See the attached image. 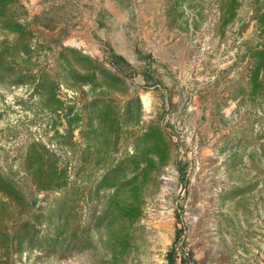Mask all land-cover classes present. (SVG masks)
<instances>
[{
    "label": "rangeland",
    "instance_id": "rangeland-1",
    "mask_svg": "<svg viewBox=\"0 0 264 264\" xmlns=\"http://www.w3.org/2000/svg\"><path fill=\"white\" fill-rule=\"evenodd\" d=\"M0 264H264V0H0Z\"/></svg>",
    "mask_w": 264,
    "mask_h": 264
},
{
    "label": "trees",
    "instance_id": "trees-1",
    "mask_svg": "<svg viewBox=\"0 0 264 264\" xmlns=\"http://www.w3.org/2000/svg\"><path fill=\"white\" fill-rule=\"evenodd\" d=\"M251 8H253L255 10H258L259 8H261V6L259 4H257V3H254V4L251 3ZM257 57H262V51H258L257 49H255V52L252 54V58L256 59ZM260 62H261V60L259 61V63L256 62L257 63V68L259 67V64H261Z\"/></svg>",
    "mask_w": 264,
    "mask_h": 264
}]
</instances>
